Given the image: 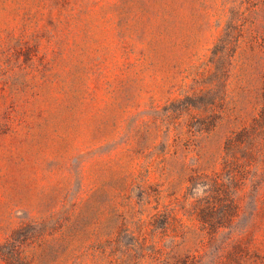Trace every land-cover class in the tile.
I'll return each instance as SVG.
<instances>
[{"label": "rangeland", "instance_id": "374dc122", "mask_svg": "<svg viewBox=\"0 0 264 264\" xmlns=\"http://www.w3.org/2000/svg\"><path fill=\"white\" fill-rule=\"evenodd\" d=\"M255 16L262 28L264 12ZM228 18L226 0H0V241L24 221L49 218L57 246L38 264H70L76 255L81 264H109L100 246L122 220L182 198V151L176 137L166 152L164 135L188 115L170 120L166 107L200 73L209 79ZM258 57L249 65L237 54L231 77L230 106L237 102L246 118L261 107ZM227 130L199 140L212 168ZM247 219L251 249L241 260L264 264V209Z\"/></svg>", "mask_w": 264, "mask_h": 264}, {"label": "trees", "instance_id": "16d2710c", "mask_svg": "<svg viewBox=\"0 0 264 264\" xmlns=\"http://www.w3.org/2000/svg\"><path fill=\"white\" fill-rule=\"evenodd\" d=\"M226 5L229 18L211 48L209 79L200 73L192 91L166 107L170 120L188 115L176 126L169 122L164 135L166 152L176 137L179 141L177 167L185 192L176 203L153 205L147 218L136 211L130 221L122 220L116 236L100 246L109 264H140L147 256L155 264H225L227 259L243 264V252L251 249L246 236L252 224L241 220L249 214L255 221L264 209V70L257 114L244 117L237 102L230 106L229 97L236 55L242 53L249 65L264 57V25L258 27L255 16L264 12V0H226ZM24 40L18 38L17 45ZM223 125L228 132L222 159L212 168L197 147L203 135ZM183 139L190 142L181 148ZM146 193L150 198L149 189ZM48 219L31 218L15 227L0 241V258L9 264H38L39 257L57 246L50 239L55 227ZM70 264H81L80 257L74 256Z\"/></svg>", "mask_w": 264, "mask_h": 264}]
</instances>
